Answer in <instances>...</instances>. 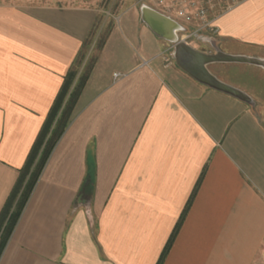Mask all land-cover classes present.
I'll list each match as a JSON object with an SVG mask.
<instances>
[{
  "label": "crops",
  "instance_id": "1",
  "mask_svg": "<svg viewBox=\"0 0 264 264\" xmlns=\"http://www.w3.org/2000/svg\"><path fill=\"white\" fill-rule=\"evenodd\" d=\"M106 2L0 0V218L68 74L93 65L0 264H264V89L197 82L144 20L156 7ZM218 26L207 53L264 59V0Z\"/></svg>",
  "mask_w": 264,
  "mask_h": 264
},
{
  "label": "trees",
  "instance_id": "2",
  "mask_svg": "<svg viewBox=\"0 0 264 264\" xmlns=\"http://www.w3.org/2000/svg\"><path fill=\"white\" fill-rule=\"evenodd\" d=\"M92 66H89L86 74L80 75L75 86L73 83L79 74L80 67L68 74L65 84L51 108L45 125L31 151L19 185L0 218V259L51 153L70 124L75 103L86 84ZM22 189L17 205L13 209ZM169 246L170 243L165 249V253Z\"/></svg>",
  "mask_w": 264,
  "mask_h": 264
},
{
  "label": "water",
  "instance_id": "3",
  "mask_svg": "<svg viewBox=\"0 0 264 264\" xmlns=\"http://www.w3.org/2000/svg\"><path fill=\"white\" fill-rule=\"evenodd\" d=\"M143 17L151 29L160 37L171 43H176L174 60L176 65L197 82L236 99L250 102L248 95L242 90L233 87L216 77L209 69L213 64H246L264 68V59L241 55L226 54L219 49L214 53L202 52L181 40L176 31H184L175 20L161 14L159 11L144 5ZM180 39V42H178Z\"/></svg>",
  "mask_w": 264,
  "mask_h": 264
},
{
  "label": "built area",
  "instance_id": "4",
  "mask_svg": "<svg viewBox=\"0 0 264 264\" xmlns=\"http://www.w3.org/2000/svg\"><path fill=\"white\" fill-rule=\"evenodd\" d=\"M156 7L158 11L180 23L188 33L185 38L202 34L217 35L220 19L244 5L249 0H139ZM116 78L120 75L116 74Z\"/></svg>",
  "mask_w": 264,
  "mask_h": 264
},
{
  "label": "rangeland",
  "instance_id": "5",
  "mask_svg": "<svg viewBox=\"0 0 264 264\" xmlns=\"http://www.w3.org/2000/svg\"><path fill=\"white\" fill-rule=\"evenodd\" d=\"M120 3H115L113 5L112 12L115 13V15H117V13H120L119 14L120 15V21L119 22L121 23V26L124 30H128L127 27L130 26V23H131L130 20H132L133 13H129L126 11L128 8V6H126L127 3H125V2L122 3V1ZM110 5H111V0H107L105 7L108 8ZM111 25H112V21H109L106 25V29L103 30V33H102L100 39L98 38L99 40L97 42V45L100 46L103 43ZM140 28L141 27H139V29ZM199 36L187 39V40H185V42L188 43L189 45L193 46L194 48H196L202 52L207 53V51L211 50V48H210L211 46H210V44H208V42L203 43V41H202L203 39L199 38ZM216 38L218 39V36ZM178 42H180V39ZM197 42H200V43H197ZM176 44H177V42L176 43H170V45H171L170 52L171 53L168 55L173 57V59H174V51H175ZM91 62H92V60H91ZM91 62L87 63L88 65L86 66L85 70H81V74L87 73ZM248 68H252V69H248ZM249 70H251V71H249ZM210 71L216 77L221 79L222 81H224V80L228 81L227 83L231 84L232 86L237 85V86L243 87L246 85H251L252 87H255V88H257V86H258V87H261L259 89H264V83L260 82L258 79L260 76L263 77L262 73H259L260 71H256V69H253V67H248V65H246V64H213L210 66Z\"/></svg>",
  "mask_w": 264,
  "mask_h": 264
}]
</instances>
